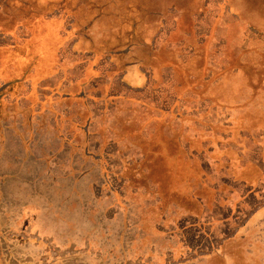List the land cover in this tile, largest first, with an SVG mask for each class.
Returning <instances> with one entry per match:
<instances>
[{
	"label": "rangeland",
	"instance_id": "1",
	"mask_svg": "<svg viewBox=\"0 0 264 264\" xmlns=\"http://www.w3.org/2000/svg\"><path fill=\"white\" fill-rule=\"evenodd\" d=\"M248 11L264 25V0H0V264H228L218 157L233 108L237 135L264 126L257 79L234 85Z\"/></svg>",
	"mask_w": 264,
	"mask_h": 264
},
{
	"label": "crops",
	"instance_id": "2",
	"mask_svg": "<svg viewBox=\"0 0 264 264\" xmlns=\"http://www.w3.org/2000/svg\"><path fill=\"white\" fill-rule=\"evenodd\" d=\"M233 16L237 18V21L242 22V18L238 15ZM248 18V29L242 30L240 40L243 43V49L248 48L249 54L243 60L235 59L239 67L233 74L234 85H237V80L243 82L247 78L250 81L256 78L258 82L252 85V90H256L258 96H262L261 103H264V72L257 68L264 65V43H261L264 41V25L262 22L256 25L249 11ZM262 113H264V107ZM239 114L241 112L233 108L234 147L231 152L222 151L218 157V160L227 163L225 168L231 171L237 184L225 189L224 193L227 195L220 207L228 209L230 213L229 216L218 219L215 225L218 228L225 225L233 227L235 230L233 237L229 238L231 243L243 241L241 246L233 245L231 251L229 250L231 257L228 255L226 243L215 254L217 258H225L224 263L228 264L232 263L230 258H234L236 249L242 251L243 256L248 258L257 256L256 248H264V126L255 130L245 128L244 132L237 135L236 120ZM229 239L226 240L227 243ZM174 253L177 256V252Z\"/></svg>",
	"mask_w": 264,
	"mask_h": 264
}]
</instances>
